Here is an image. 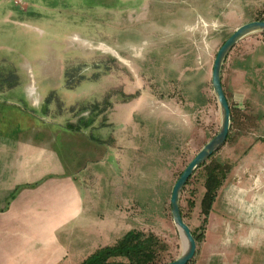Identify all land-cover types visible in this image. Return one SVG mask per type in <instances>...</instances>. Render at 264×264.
<instances>
[{
	"label": "rangeland",
	"instance_id": "1",
	"mask_svg": "<svg viewBox=\"0 0 264 264\" xmlns=\"http://www.w3.org/2000/svg\"><path fill=\"white\" fill-rule=\"evenodd\" d=\"M259 3L0 0V114L18 129L32 126L36 116L56 132L83 128L95 151L76 152L81 176L94 178L90 189L101 229L117 228L112 243L130 229L154 233L168 245L160 264L173 261L184 240L172 216V189L221 126L214 59L239 26L264 18ZM236 8L242 14L227 18L225 11ZM229 57L230 137L207 163L222 160L238 168L256 144L264 153V35L247 36ZM238 64L251 68L241 102L238 73H230ZM258 160L256 172L264 175V154ZM236 168L232 176L240 178ZM205 176V166L196 169L181 193L192 230L203 225ZM258 250L254 262L261 264Z\"/></svg>",
	"mask_w": 264,
	"mask_h": 264
},
{
	"label": "crops",
	"instance_id": "2",
	"mask_svg": "<svg viewBox=\"0 0 264 264\" xmlns=\"http://www.w3.org/2000/svg\"><path fill=\"white\" fill-rule=\"evenodd\" d=\"M225 13L227 18L242 14L237 8ZM229 59L222 74L226 94ZM236 67L230 73H238L241 102L249 91L251 68ZM36 119L19 130L10 117L0 114V264H79L129 230L112 243L117 228L102 230L96 217L100 212L90 189L94 178L81 176L77 157V152L86 154V148L95 151V140L83 128L56 132L48 119ZM256 145L246 153L243 166L220 160L230 169L208 212L205 240L189 264H256V247L264 258V175L256 172L264 153ZM63 146L75 151H63ZM235 168L240 178H233Z\"/></svg>",
	"mask_w": 264,
	"mask_h": 264
},
{
	"label": "water",
	"instance_id": "3",
	"mask_svg": "<svg viewBox=\"0 0 264 264\" xmlns=\"http://www.w3.org/2000/svg\"><path fill=\"white\" fill-rule=\"evenodd\" d=\"M264 32V18L252 20L239 26L219 48L213 65L212 87L221 108V126L217 134L210 139L189 162L174 184L171 194V209L175 225L179 229L184 248L182 254L175 260L164 264H188L194 258L198 242L191 226L185 221L181 208V193L184 186L204 162L214 155L226 143L232 125V111L229 99L225 92L222 74L226 59L232 49L244 38L254 33Z\"/></svg>",
	"mask_w": 264,
	"mask_h": 264
},
{
	"label": "trees",
	"instance_id": "4",
	"mask_svg": "<svg viewBox=\"0 0 264 264\" xmlns=\"http://www.w3.org/2000/svg\"><path fill=\"white\" fill-rule=\"evenodd\" d=\"M261 34L264 35V32ZM229 136L230 135H228V139ZM214 155L201 165L206 167V191L202 199V213L204 215L203 225L193 230V234L198 243L204 236L203 232L205 230L207 215L217 190L230 169V164L220 160L208 164L207 162L213 158ZM167 248V243L156 234L132 229L126 232L115 244L97 249L79 264H160V252Z\"/></svg>",
	"mask_w": 264,
	"mask_h": 264
}]
</instances>
